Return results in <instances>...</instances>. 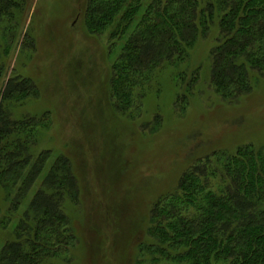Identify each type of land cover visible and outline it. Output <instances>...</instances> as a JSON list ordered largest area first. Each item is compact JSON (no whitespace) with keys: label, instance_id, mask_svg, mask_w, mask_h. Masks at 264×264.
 <instances>
[{"label":"rangeland","instance_id":"rangeland-1","mask_svg":"<svg viewBox=\"0 0 264 264\" xmlns=\"http://www.w3.org/2000/svg\"><path fill=\"white\" fill-rule=\"evenodd\" d=\"M10 1L0 18L5 65L0 89L10 78L36 83L37 96L9 102L7 110L19 119L47 116L32 151L37 156L49 150L51 156L10 219L11 202L0 184V254L17 239L22 216L53 164L65 155L80 185L78 197L63 199L76 242L65 254L67 262L63 253L49 263H174L151 255V211L177 191L198 159L264 147V76L250 68V90L230 99L212 84L213 52L222 42L217 12L187 58L155 69L138 88L137 94L144 95L141 103L136 100L140 105L119 110L111 82L127 39L112 36L115 25L102 32L89 26L88 0Z\"/></svg>","mask_w":264,"mask_h":264},{"label":"trees","instance_id":"trees-1","mask_svg":"<svg viewBox=\"0 0 264 264\" xmlns=\"http://www.w3.org/2000/svg\"><path fill=\"white\" fill-rule=\"evenodd\" d=\"M146 1L87 2L89 26L102 32L115 25L112 36L127 39L113 68L111 95L117 109L138 107L136 100L141 103L144 96L137 94L138 88L155 69L187 58L189 47L200 32L210 29L217 12L222 42L213 52L212 84L230 99L250 90V68L264 76V0H151L136 29L126 36ZM10 2L0 0V18ZM0 91V184L11 202L10 219L40 177L51 151L37 156L32 151L47 116L19 119L7 110L9 102L37 96L36 83L10 78ZM79 192L72 162L62 155L22 216L17 239L4 246L0 264H60L48 259L63 253L66 259L76 234L63 199L67 194L78 197ZM149 234L153 259L167 258L172 264H264V147L195 161L177 191L155 204Z\"/></svg>","mask_w":264,"mask_h":264}]
</instances>
